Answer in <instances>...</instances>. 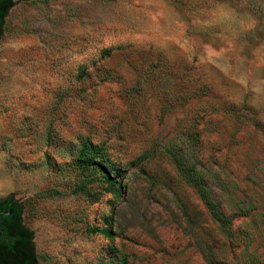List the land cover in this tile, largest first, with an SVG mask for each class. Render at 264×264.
Instances as JSON below:
<instances>
[{"label":"rangeland","instance_id":"rangeland-1","mask_svg":"<svg viewBox=\"0 0 264 264\" xmlns=\"http://www.w3.org/2000/svg\"><path fill=\"white\" fill-rule=\"evenodd\" d=\"M8 194L37 264H264V0H15Z\"/></svg>","mask_w":264,"mask_h":264},{"label":"trees","instance_id":"trees-1","mask_svg":"<svg viewBox=\"0 0 264 264\" xmlns=\"http://www.w3.org/2000/svg\"><path fill=\"white\" fill-rule=\"evenodd\" d=\"M14 1L0 0V38L4 18ZM185 170L193 183L202 184L193 167ZM0 264H37L33 232L24 225L22 205L13 194L0 198Z\"/></svg>","mask_w":264,"mask_h":264}]
</instances>
